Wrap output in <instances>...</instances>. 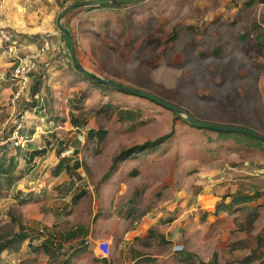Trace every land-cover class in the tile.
Returning <instances> with one entry per match:
<instances>
[{"label": "rangeland", "instance_id": "obj_1", "mask_svg": "<svg viewBox=\"0 0 264 264\" xmlns=\"http://www.w3.org/2000/svg\"><path fill=\"white\" fill-rule=\"evenodd\" d=\"M23 1L33 4L39 17L52 9V26L61 36L55 26L57 15L82 0ZM90 14L88 9H76L62 23L74 37L78 59L93 75L152 94L201 122L264 134V49L252 41L259 30L254 25L264 29V0H142ZM175 30L178 36L172 39ZM44 58L36 62L30 77L45 65L48 70L55 66L57 74L44 72L37 89L54 100L57 109L49 120L70 124L68 131H62L64 137L53 134L46 144L58 141L54 145L59 155L73 143L68 155L60 158H80L82 170L72 172L71 181L51 194L55 223L28 228L32 232L29 240L6 249L8 254L0 257V264H131L139 258L134 264H179L177 252L161 233V227L171 224L196 253V263L241 264L252 253L264 257V217L256 228L258 242L249 236L231 243L208 213L226 195L230 183L225 179L231 175L228 164L237 157L238 161L258 160L259 151L264 156L261 145L253 143L259 149L248 148L250 153L245 156L233 149L235 137L194 128L149 100L93 86L74 74L66 45L48 51ZM71 74L77 77L70 79ZM76 80L74 87L71 82ZM30 106L24 103L13 114L0 107L4 138L11 134L15 118L22 115L19 112ZM106 107V112L101 111ZM90 130H104L107 136L102 142L90 140ZM169 135L154 152L120 163L102 180L120 153ZM61 138L69 140L66 147ZM262 169L264 173V165ZM259 176L250 178L264 189V175ZM243 178L236 176L235 183ZM76 196L79 199L73 203ZM2 197L0 240L8 243L18 233V224L5 218L8 206ZM10 210L18 223L19 211ZM68 233L75 237L65 239ZM100 240L109 242L106 263L97 253ZM145 256L151 259L141 260Z\"/></svg>", "mask_w": 264, "mask_h": 264}, {"label": "crops", "instance_id": "obj_2", "mask_svg": "<svg viewBox=\"0 0 264 264\" xmlns=\"http://www.w3.org/2000/svg\"><path fill=\"white\" fill-rule=\"evenodd\" d=\"M10 3H12V5L14 6H11ZM3 8L8 9L3 10ZM33 8L36 7L27 1L4 0L3 5L0 6V34L17 33L21 37H25L27 41L35 47H39L40 39L43 38H48V41L50 42V50L60 46L64 47V42L61 36L55 31V28L52 26V9L51 11L47 12V14L45 13L44 15L39 17L38 13L35 12ZM88 11L91 12L90 15L103 12L102 10ZM2 29H5L6 31ZM73 41L75 42L74 37ZM44 57L42 58L43 61H45ZM78 60L81 66L87 72L95 74L86 67L81 59ZM54 67L55 66L48 70L47 65H45V67L42 69V72L39 71L37 72L38 74H33L30 77L29 89L25 94V97L15 104H11L10 102L12 92L11 88L7 86H3L2 88H0V107H4V110L2 111L7 114H13L14 111L18 113V110L22 108V105L24 103H31V106L28 110H25V108H23L19 112L22 113L25 118V130L22 131L21 134L28 138L27 143L25 144L24 148L17 147L15 151L10 152L9 154H5L6 160L10 158L14 160L16 165V173L22 174V176H20V179L13 185H11V187L4 192V195H2V199L7 200L6 204L8 206V210L5 214V218L8 219V223H10L11 218L14 217L13 214L10 213V209L17 210L20 213L21 220H18L19 222L16 223L18 224L16 226L17 231L19 225L22 230H25V232L28 228L52 226L55 223L56 216L53 211L54 209L52 203H54V201H52L51 194L58 186L67 181H71L70 179L72 172H79L80 170H82L80 158L66 161H62L60 158L62 154H67L72 150L71 148H73V143H71V145H69L66 150L61 152L59 155L57 154V151H55V149L58 147L57 145H59L58 141H56L55 143L52 142L50 144H46L47 138H52L54 136L53 134H56V136L58 135L64 137L62 131H68L67 128L68 126H70L68 121L60 123L59 121H52V119L49 120L52 114H55V111L57 109L54 106V100L52 101L51 95H47V93H45L43 89H37L35 92L32 91V86L41 79H44L45 73L50 75L57 74V72L54 70ZM7 68L8 64L6 63V60L0 50V75L4 74ZM46 69L47 72L45 71ZM75 77L77 76L75 75L73 77L71 74L69 78L74 79ZM78 82L79 80H76V82H71V84L76 87L78 85ZM92 89L97 91V88ZM45 121H47L46 124H44ZM78 128L79 127H74L73 130H78ZM248 129L264 136V134L260 133V131H256L251 128ZM69 130L72 129L70 128ZM9 136H11V134ZM227 139L231 138L228 137ZM232 139L236 143L235 146H232L233 149H236L238 153H241L243 155H245L247 151V153H250V150H248V148H253L256 150L259 149L257 148L258 146L253 144L256 143V140H251L252 142L246 143V141H244L242 137ZM59 141L63 142V147H66L69 140L61 138L59 139ZM76 142L78 143L77 140ZM54 144L57 145L55 146ZM262 147L264 148V146ZM77 149L78 148L76 146L75 150ZM259 153L261 154V157H258L259 159L254 162L251 158H247L246 160L240 159L239 161L237 160L238 157L234 158L232 160L233 163L231 162L227 166V169L231 171V175H227V179H225L230 183L225 188V196H227L226 200L224 201L225 204H229L232 197H238L240 199L248 196L251 197L252 200L248 203L235 205L230 212L218 211L215 213L216 208L212 211L209 210L208 212L213 219V222L216 223V229L224 228V230L226 231L227 242L231 241V243H236L246 241L249 236L254 237L255 242L259 241L258 235L256 234L258 233L256 231V228L260 224L262 217H264V189L256 186L257 184L255 182V179L250 178L260 177L259 175H264V173H262V166L264 165V156L262 155V150L259 151ZM1 155L2 154H0V156ZM75 163L79 164L78 169H74L73 166ZM59 165H61V171L55 174ZM55 167L56 169L54 170ZM236 176L244 178L237 179V183H235ZM222 202L223 201L221 199V201L218 202L217 205ZM220 219L222 220L220 221ZM172 227L173 224L165 228L161 227V233L162 235H164L165 242L172 245V250L174 252H177V256H179L178 259L181 258L183 254L184 256L186 254H191L193 255V262L197 264L198 262L196 263L194 261L196 260V253L188 248L187 239L182 235L177 234V231ZM84 233L85 237L87 236L88 238L87 229L84 231ZM64 235H66L67 237L69 233ZM234 249L235 248L232 247V250ZM7 250H5L1 254V257L8 254ZM246 257L247 256H245L244 258ZM138 260H140V258L134 260L131 264L136 263ZM242 260L239 263L243 264Z\"/></svg>", "mask_w": 264, "mask_h": 264}, {"label": "trees", "instance_id": "obj_3", "mask_svg": "<svg viewBox=\"0 0 264 264\" xmlns=\"http://www.w3.org/2000/svg\"><path fill=\"white\" fill-rule=\"evenodd\" d=\"M121 6L122 5L98 6V7H87L86 9H88V10L107 11V9H118ZM254 27L256 29H259V30L254 34V36L252 38L253 44L256 47L264 49V29L261 28L258 24H255ZM177 32H178V30H175V35L173 36L172 39H176L177 38V36H178ZM239 38L242 39V40H246V38L244 36H240ZM62 40H63V38H62ZM64 45H65V43H64ZM74 48H75V43H74ZM213 53H214V55H217V51H214ZM70 67L72 68V64H70ZM73 71H74V69H73ZM75 74L78 75L76 72H75ZM78 76L80 78H82L80 75H78ZM82 79L86 80L84 78H82ZM86 81H88V80H86ZM88 82L91 83L93 86L98 87V88H100L102 90L113 91L112 89L105 88V87H102V86H98V85H96V84H94V83H92L90 81H88ZM37 85H38V83L34 84L33 92H35L37 90ZM106 109H102L101 111L106 112ZM127 116L132 119V114L130 112H127ZM176 117L180 118L179 116H176ZM184 121H185V123L189 124L186 120H184ZM190 126H192V125H190ZM219 133L222 134V135H225V136H230V137H235V138H237V137H245L247 139L255 141L251 137H248V136H245V135H241V134L224 133V132H219ZM87 135H88L89 139L97 138L99 140V142H102L106 138L107 133L104 130H97V131L90 130L87 133ZM170 135H172V133ZM170 135L167 136V137L158 139V140H156L154 142H147V143H145V144H143L141 146H135V147H132V148L126 150V151H123L117 157H115L113 159L112 166L109 168V171L102 177V180L106 181L110 177V175L116 170V168L118 167V165L120 163H122V162H124V161H126V160H128V159H130L132 157H138L141 154H151L152 152H154L159 147L158 145L162 144L165 140H167V138H169ZM255 142L258 143L259 145H262L258 141H255ZM73 167H74V169H78L79 168V164L75 163ZM60 171H61V165L58 166L55 174L59 173ZM19 179H20V176L16 175V165H15L14 160L12 158L6 160L5 155L0 156V197L3 195V193L6 190H8L11 187V185H13ZM226 198H227V196H224L222 198L223 202L217 205L215 213L218 212V211H228V212H230L235 205L248 203V202H250L252 200V198L248 197V196H245V197L240 198V199L238 197H232L231 202L229 204H225L224 201L226 200ZM78 199H79V197H77V196L73 197L72 198L73 203H75ZM25 202H23V203H25ZM11 222L16 224L17 221H16L15 218H11ZM31 235H32V232L31 233H29L28 231L25 232V230H22L20 225H19L18 226V233L14 234V236H12V238L10 239V241L8 243H2L1 240H0V254H2L6 249H8L12 245H21L25 240L29 239L31 237ZM72 237H75L74 233H69V235L67 237L65 236L64 238L65 239H70ZM42 247L46 248V246H43V245H42ZM147 259H151V258L144 257L141 260L149 261ZM255 260H258L259 264H264V257H262L261 255H257L256 257H254V253H252V255L247 256L246 258H244L242 260V262H243V264H251ZM101 261L103 263L107 262L106 259H103ZM178 262L180 264H195L193 262V255H191V254H186L185 256L183 254V256L178 259ZM197 264H204V263L198 262Z\"/></svg>", "mask_w": 264, "mask_h": 264}, {"label": "built area", "instance_id": "obj_4", "mask_svg": "<svg viewBox=\"0 0 264 264\" xmlns=\"http://www.w3.org/2000/svg\"><path fill=\"white\" fill-rule=\"evenodd\" d=\"M39 43V47H35L17 33L0 34V50L8 64L5 73L0 75V88L3 86L11 88V104L25 97L29 89L30 75L35 72L36 62L50 50L48 38L40 39ZM25 125L24 115H20L12 123L11 136L4 138L5 130H0V154L15 151L17 147L24 148L28 138L21 132L25 130ZM39 232L45 233L43 229ZM96 247L99 258L107 259L110 256L107 240L98 241Z\"/></svg>", "mask_w": 264, "mask_h": 264}, {"label": "water", "instance_id": "obj_5", "mask_svg": "<svg viewBox=\"0 0 264 264\" xmlns=\"http://www.w3.org/2000/svg\"><path fill=\"white\" fill-rule=\"evenodd\" d=\"M142 0H82L75 1L66 7H64L61 12L57 15L55 19V26L58 32L62 35L63 41L67 47V51L69 54V58L72 64V68L74 71L80 75L82 78L105 88L112 89L114 91H118L124 94L132 95L135 97H140L146 100L153 102L154 104L163 107L164 109L172 112L174 115L183 117L190 125L195 128L209 130L213 132H224V133H236L251 137L252 139L258 141L264 146V136L258 134L257 132L250 130L241 126H226L219 125L207 122H201L191 116L188 112L181 109L180 107L173 105L171 103L165 102L152 94L140 91L138 89L131 88L129 86L111 82L100 77H97L89 72H87L80 64L74 44H73V36L71 32L63 25V19L72 11L79 8H87V7H98V6H113V5H126V4H134L138 3ZM78 141V140H77Z\"/></svg>", "mask_w": 264, "mask_h": 264}]
</instances>
